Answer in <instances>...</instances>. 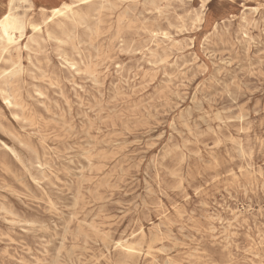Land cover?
<instances>
[{
  "label": "rangeland",
  "instance_id": "1",
  "mask_svg": "<svg viewBox=\"0 0 264 264\" xmlns=\"http://www.w3.org/2000/svg\"><path fill=\"white\" fill-rule=\"evenodd\" d=\"M13 7L0 264H264V0Z\"/></svg>",
  "mask_w": 264,
  "mask_h": 264
},
{
  "label": "bare ground",
  "instance_id": "2",
  "mask_svg": "<svg viewBox=\"0 0 264 264\" xmlns=\"http://www.w3.org/2000/svg\"><path fill=\"white\" fill-rule=\"evenodd\" d=\"M15 1H17V0H12L10 2L8 10L6 11L5 14H3L0 17V43L3 45V47H8V46L14 44L16 42V38H22L24 36L26 28L28 26L27 23L23 19L19 18L15 14L14 7H13ZM18 1L29 2V0H18ZM206 1L207 0H203V3H205ZM71 10H72V7L68 3H63L62 5H60L58 7H55V8L50 9V10H46L50 14V17H47V20L52 21L54 18L66 16L67 13ZM198 24H199V22H198ZM37 28L38 27H35L34 29L37 30Z\"/></svg>",
  "mask_w": 264,
  "mask_h": 264
}]
</instances>
